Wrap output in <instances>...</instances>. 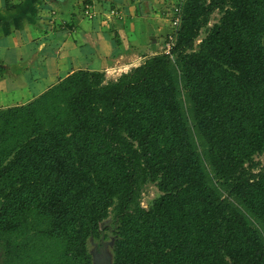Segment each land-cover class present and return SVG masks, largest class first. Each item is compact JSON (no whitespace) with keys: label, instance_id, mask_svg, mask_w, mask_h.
Instances as JSON below:
<instances>
[{"label":"trees","instance_id":"16d2710c","mask_svg":"<svg viewBox=\"0 0 264 264\" xmlns=\"http://www.w3.org/2000/svg\"><path fill=\"white\" fill-rule=\"evenodd\" d=\"M174 37L0 108L1 264H94L112 208L113 264H264V0H185Z\"/></svg>","mask_w":264,"mask_h":264},{"label":"crops","instance_id":"0c3cea01","mask_svg":"<svg viewBox=\"0 0 264 264\" xmlns=\"http://www.w3.org/2000/svg\"><path fill=\"white\" fill-rule=\"evenodd\" d=\"M175 1L0 0V108L2 93L28 89L7 99L28 103L80 69L111 81L139 66L163 50Z\"/></svg>","mask_w":264,"mask_h":264},{"label":"rangeland","instance_id":"374dc122","mask_svg":"<svg viewBox=\"0 0 264 264\" xmlns=\"http://www.w3.org/2000/svg\"><path fill=\"white\" fill-rule=\"evenodd\" d=\"M171 16H172V12H170V18H171ZM220 16H221V13L218 11H215L212 14L209 24L201 29L200 35L197 39V44H199L200 41L202 40V38H204L206 36L209 28L215 22H217L219 20ZM164 47H165V45H164ZM158 51L162 52V51H164V48H163V50L160 49ZM35 67H33V68H35ZM106 76H107V74H106ZM30 93H31V91H30ZM29 95L30 94H29L28 89H24V90L21 89L19 94H12L11 95L12 96L11 101H18L19 99L22 98V96L27 97ZM11 96L9 93H2L3 105L5 107L14 105L13 102L7 100ZM255 158H256V160H259L262 165H264V153H262L260 155H256ZM161 194H162V192L158 189L156 184L147 183L146 185H144L142 187V190H141V196H140L141 205L144 206L145 208L150 207L153 200L156 199L157 197H159ZM116 222H117V219H116V215H115V210L112 208L109 217L106 220H104V222L102 223V228H106V227L109 228L108 231H105L106 233H109L108 234L109 237L105 236L102 238H91L90 239L89 249L93 254L94 264H113V260H114V238L112 237V230L111 229H114V227L116 226ZM0 264H1V254H0Z\"/></svg>","mask_w":264,"mask_h":264},{"label":"built area","instance_id":"2783aa9c","mask_svg":"<svg viewBox=\"0 0 264 264\" xmlns=\"http://www.w3.org/2000/svg\"><path fill=\"white\" fill-rule=\"evenodd\" d=\"M185 2V0H176L175 3L172 6V18H171V22H172V26H173V30L172 32L169 34L168 39L165 43V47H164V52L166 53H170L172 50V47L174 45L175 42V37H174V31L177 29V27L180 24L181 21V7L183 5V3ZM90 5L87 6L85 13L88 17L92 18L94 16V14L92 13V11L90 10ZM114 13V11H113Z\"/></svg>","mask_w":264,"mask_h":264}]
</instances>
